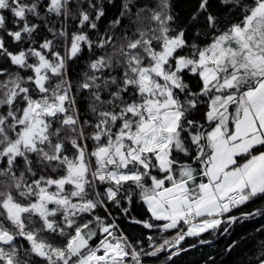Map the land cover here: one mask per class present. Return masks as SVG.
I'll return each instance as SVG.
<instances>
[{
	"label": "snow or ice",
	"instance_id": "snow-or-ice-1",
	"mask_svg": "<svg viewBox=\"0 0 264 264\" xmlns=\"http://www.w3.org/2000/svg\"><path fill=\"white\" fill-rule=\"evenodd\" d=\"M0 264H264V0H0Z\"/></svg>",
	"mask_w": 264,
	"mask_h": 264
}]
</instances>
